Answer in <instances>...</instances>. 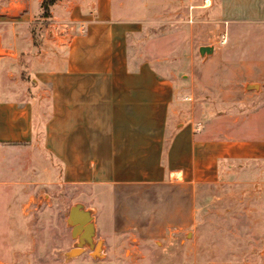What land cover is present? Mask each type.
I'll list each match as a JSON object with an SVG mask.
<instances>
[{
    "label": "crops",
    "instance_id": "0c3cea01",
    "mask_svg": "<svg viewBox=\"0 0 264 264\" xmlns=\"http://www.w3.org/2000/svg\"><path fill=\"white\" fill-rule=\"evenodd\" d=\"M41 2L0 0V74L16 79H0V149L43 150L63 187L196 188L248 170L264 177V0H218L221 45H204L205 56L198 46L189 95L141 37L144 21L119 18L116 0H55L48 16ZM216 54L219 68L207 76ZM238 99L247 104L235 114ZM216 105L228 110L215 113ZM68 213L78 242L69 251L83 252L81 239L92 248L75 264H116L104 245L93 254L97 223L72 224Z\"/></svg>",
    "mask_w": 264,
    "mask_h": 264
},
{
    "label": "rangeland",
    "instance_id": "374dc122",
    "mask_svg": "<svg viewBox=\"0 0 264 264\" xmlns=\"http://www.w3.org/2000/svg\"><path fill=\"white\" fill-rule=\"evenodd\" d=\"M211 1L213 10L202 7L206 0H116L119 18L144 21L141 37L165 58L169 77L183 76L188 95L198 46L221 45L223 37L218 0ZM221 59H208L205 74ZM0 79L16 82L9 69ZM246 104L238 99L230 110L238 114ZM59 177V166L43 150L0 149V264H75L82 250L67 255L78 242L72 244L66 215L78 205L97 223L92 246L100 242L116 264H264V177L254 171L196 188H73L57 185ZM82 245L88 255L92 248Z\"/></svg>",
    "mask_w": 264,
    "mask_h": 264
},
{
    "label": "water",
    "instance_id": "95a60500",
    "mask_svg": "<svg viewBox=\"0 0 264 264\" xmlns=\"http://www.w3.org/2000/svg\"><path fill=\"white\" fill-rule=\"evenodd\" d=\"M211 49H210V47L209 46H201L200 48H199V52H200V54H203V53H205V52H209ZM78 209H79V207L78 206H72L70 209H69V213H68V221L70 222V223H74V219H73V216H74V214L78 211ZM83 214V217L84 218H86L87 220H89V217H88V215L85 213V212H83L82 213ZM89 233L87 234V235H84V238H86L87 240H89V234H90V231H91V226H89ZM83 240L81 239V241H80V243L78 244L79 246L81 245V244H83V242H82ZM99 244H100V242L98 243V245L97 246H99ZM68 255V254H67Z\"/></svg>",
    "mask_w": 264,
    "mask_h": 264
},
{
    "label": "bare ground",
    "instance_id": "6f19581e",
    "mask_svg": "<svg viewBox=\"0 0 264 264\" xmlns=\"http://www.w3.org/2000/svg\"><path fill=\"white\" fill-rule=\"evenodd\" d=\"M77 218H80V220L83 221V222L87 221V219L83 217V214L79 213L78 211L73 216L74 221ZM89 229L90 228H89V225H88L86 231L83 233V236L87 235L89 233ZM78 230H79L78 227H76L74 232H77ZM99 247H100V245L96 247L95 252H94L95 254L98 253ZM79 251H80L79 249H73V250L68 252V255L75 254V253H77Z\"/></svg>",
    "mask_w": 264,
    "mask_h": 264
},
{
    "label": "trees",
    "instance_id": "16d2710c",
    "mask_svg": "<svg viewBox=\"0 0 264 264\" xmlns=\"http://www.w3.org/2000/svg\"><path fill=\"white\" fill-rule=\"evenodd\" d=\"M55 2V0H42L41 2V10L43 16H48L49 7Z\"/></svg>",
    "mask_w": 264,
    "mask_h": 264
}]
</instances>
